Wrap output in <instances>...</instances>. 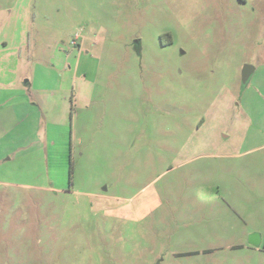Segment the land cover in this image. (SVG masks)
I'll list each match as a JSON object with an SVG mask.
<instances>
[{
  "label": "rangeland",
  "instance_id": "rangeland-1",
  "mask_svg": "<svg viewBox=\"0 0 264 264\" xmlns=\"http://www.w3.org/2000/svg\"><path fill=\"white\" fill-rule=\"evenodd\" d=\"M0 264H264V0H0Z\"/></svg>",
  "mask_w": 264,
  "mask_h": 264
},
{
  "label": "water",
  "instance_id": "water-1",
  "mask_svg": "<svg viewBox=\"0 0 264 264\" xmlns=\"http://www.w3.org/2000/svg\"><path fill=\"white\" fill-rule=\"evenodd\" d=\"M254 66L246 64L241 69V82L243 85H245L251 76V73L253 72ZM248 243L256 248H258L261 244V238L258 233H250Z\"/></svg>",
  "mask_w": 264,
  "mask_h": 264
},
{
  "label": "trees",
  "instance_id": "trees-1",
  "mask_svg": "<svg viewBox=\"0 0 264 264\" xmlns=\"http://www.w3.org/2000/svg\"><path fill=\"white\" fill-rule=\"evenodd\" d=\"M197 251H193V252H188V254H192V253H196Z\"/></svg>",
  "mask_w": 264,
  "mask_h": 264
}]
</instances>
